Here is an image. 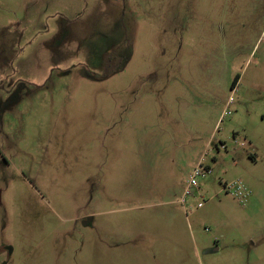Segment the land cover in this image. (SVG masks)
Listing matches in <instances>:
<instances>
[{"label": "rangeland", "instance_id": "1", "mask_svg": "<svg viewBox=\"0 0 264 264\" xmlns=\"http://www.w3.org/2000/svg\"><path fill=\"white\" fill-rule=\"evenodd\" d=\"M0 264H264V0H0Z\"/></svg>", "mask_w": 264, "mask_h": 264}, {"label": "built area", "instance_id": "2", "mask_svg": "<svg viewBox=\"0 0 264 264\" xmlns=\"http://www.w3.org/2000/svg\"><path fill=\"white\" fill-rule=\"evenodd\" d=\"M221 148L223 149L224 146H221ZM206 173H209V170H206L204 168H202L201 165H199L196 169H194V171L192 172V174L189 176V179L187 181V185L184 189V197H187L189 195H191L190 192V188L196 187L197 185V179L199 177L204 176ZM230 188H232V195L234 198L237 199V201L241 204V205H245V203L247 202V199L249 197V192L247 191L246 187L240 183V182H236L234 184H232L230 186ZM201 204L198 205L199 208H201Z\"/></svg>", "mask_w": 264, "mask_h": 264}, {"label": "trees", "instance_id": "3", "mask_svg": "<svg viewBox=\"0 0 264 264\" xmlns=\"http://www.w3.org/2000/svg\"><path fill=\"white\" fill-rule=\"evenodd\" d=\"M125 64L126 59H121V57L118 56L116 53L108 54V55H103L102 57V75L98 80H105L114 74L118 73L120 70H122V65L117 66L118 64ZM238 81V77H236L232 83L231 88H234L236 83Z\"/></svg>", "mask_w": 264, "mask_h": 264}]
</instances>
